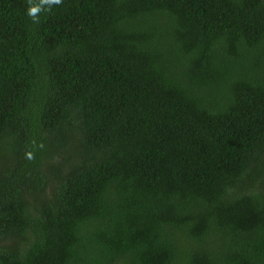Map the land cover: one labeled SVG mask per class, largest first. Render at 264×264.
Returning <instances> with one entry per match:
<instances>
[{
  "label": "trees",
  "instance_id": "16d2710c",
  "mask_svg": "<svg viewBox=\"0 0 264 264\" xmlns=\"http://www.w3.org/2000/svg\"><path fill=\"white\" fill-rule=\"evenodd\" d=\"M0 264H264V0H0Z\"/></svg>",
  "mask_w": 264,
  "mask_h": 264
},
{
  "label": "clouds",
  "instance_id": "9594fccd",
  "mask_svg": "<svg viewBox=\"0 0 264 264\" xmlns=\"http://www.w3.org/2000/svg\"><path fill=\"white\" fill-rule=\"evenodd\" d=\"M53 2L59 3V0H53ZM34 11H35V9H30L29 10V15H31Z\"/></svg>",
  "mask_w": 264,
  "mask_h": 264
}]
</instances>
